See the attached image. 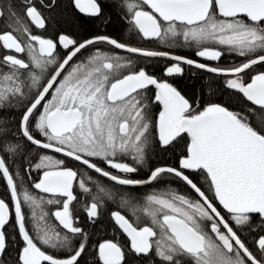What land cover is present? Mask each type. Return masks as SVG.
Returning a JSON list of instances; mask_svg holds the SVG:
<instances>
[{"label": "snow or ice", "instance_id": "obj_1", "mask_svg": "<svg viewBox=\"0 0 264 264\" xmlns=\"http://www.w3.org/2000/svg\"><path fill=\"white\" fill-rule=\"evenodd\" d=\"M0 264H264V0H0Z\"/></svg>", "mask_w": 264, "mask_h": 264}, {"label": "trees", "instance_id": "obj_2", "mask_svg": "<svg viewBox=\"0 0 264 264\" xmlns=\"http://www.w3.org/2000/svg\"><path fill=\"white\" fill-rule=\"evenodd\" d=\"M65 2H67V0H65ZM114 20H115V17H114ZM118 28H119V25L114 23L113 25L109 26L108 31L115 34ZM124 35H125V38H128L127 33H124ZM203 83H204V80H202L199 76H193L191 73H187L183 78L178 79L177 81L178 86L181 89H183L186 96H189V97L192 96L193 94L199 97L201 93V85ZM213 87H215V85H213ZM208 92H209L208 87L205 86L203 89L204 96H207Z\"/></svg>", "mask_w": 264, "mask_h": 264}, {"label": "flooded vegetation", "instance_id": "obj_3", "mask_svg": "<svg viewBox=\"0 0 264 264\" xmlns=\"http://www.w3.org/2000/svg\"><path fill=\"white\" fill-rule=\"evenodd\" d=\"M181 51L183 52V51H186V50H181Z\"/></svg>", "mask_w": 264, "mask_h": 264}]
</instances>
